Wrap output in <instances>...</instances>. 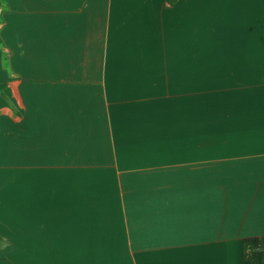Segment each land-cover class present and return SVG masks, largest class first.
<instances>
[{
	"label": "crops",
	"instance_id": "0c3cea01",
	"mask_svg": "<svg viewBox=\"0 0 264 264\" xmlns=\"http://www.w3.org/2000/svg\"><path fill=\"white\" fill-rule=\"evenodd\" d=\"M0 104V264L264 250V0H0Z\"/></svg>",
	"mask_w": 264,
	"mask_h": 264
},
{
	"label": "trees",
	"instance_id": "16d2710c",
	"mask_svg": "<svg viewBox=\"0 0 264 264\" xmlns=\"http://www.w3.org/2000/svg\"><path fill=\"white\" fill-rule=\"evenodd\" d=\"M169 1L171 2V0ZM242 259L244 264H264V250H262V244L259 238L253 237L243 240Z\"/></svg>",
	"mask_w": 264,
	"mask_h": 264
},
{
	"label": "rangeland",
	"instance_id": "374dc122",
	"mask_svg": "<svg viewBox=\"0 0 264 264\" xmlns=\"http://www.w3.org/2000/svg\"><path fill=\"white\" fill-rule=\"evenodd\" d=\"M3 105L2 104H0V107H2ZM0 114H4V109L3 108H0ZM0 119H1V116H0ZM0 243H1V241H0Z\"/></svg>",
	"mask_w": 264,
	"mask_h": 264
}]
</instances>
